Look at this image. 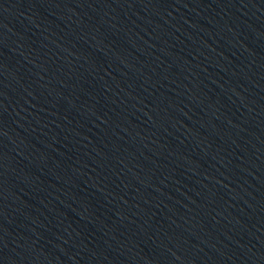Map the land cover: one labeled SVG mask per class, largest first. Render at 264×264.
<instances>
[{
	"label": "water",
	"instance_id": "95a60500",
	"mask_svg": "<svg viewBox=\"0 0 264 264\" xmlns=\"http://www.w3.org/2000/svg\"><path fill=\"white\" fill-rule=\"evenodd\" d=\"M0 264H264V0H0Z\"/></svg>",
	"mask_w": 264,
	"mask_h": 264
}]
</instances>
